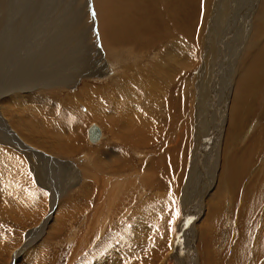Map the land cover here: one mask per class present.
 <instances>
[{"label":"rangeland","instance_id":"1","mask_svg":"<svg viewBox=\"0 0 264 264\" xmlns=\"http://www.w3.org/2000/svg\"><path fill=\"white\" fill-rule=\"evenodd\" d=\"M139 1L96 9V0H0V264H98L110 250L118 264H264V63H252L264 44L255 22L264 0H167L163 28L145 17L156 6L146 13ZM231 4L229 16L241 12L235 22L223 12ZM110 23L133 39L106 35ZM172 45L182 68L166 60ZM244 74L258 85L239 100ZM120 94L133 99L124 109L135 115L130 127L110 104ZM234 94L243 114L228 134ZM92 125L103 134L96 145L87 141ZM86 171L110 174L106 195L115 192L90 232L98 184ZM215 204L222 214L203 246Z\"/></svg>","mask_w":264,"mask_h":264},{"label":"bare ground","instance_id":"2","mask_svg":"<svg viewBox=\"0 0 264 264\" xmlns=\"http://www.w3.org/2000/svg\"><path fill=\"white\" fill-rule=\"evenodd\" d=\"M97 2L95 3L96 4V9L98 8L99 9V7H105V9H107L108 8V6H109V1H111V0H96ZM133 1V0H132ZM146 1V7H143V12H146V13H148V10L150 11L151 10V7H150V5L151 4H153L154 6H156V9H157V11H159V13H154L155 15L154 16H152L153 15V11H150L149 13H148V15L147 16H145L147 19H149V22H150V20L153 22V23H155V24H159L161 27L163 26H165L166 24H168V15L165 13V11H164V9H165V7H166V9L165 10H167L168 8L167 7H169L170 5H171V3L169 2H167V0H163V6H164V8L162 9L163 11H161V10H159L160 8H159V6H158V0H145ZM183 1H186V0H183ZM188 1V0H187ZM127 2V1H126ZM142 2V0L141 1H139V3H141ZM173 2V1H172ZM178 2V1H177ZM180 2V1H179ZM8 3H10V2H8ZM134 3V2H133ZM133 3H131V5L133 4ZM261 3V2H260ZM259 3V4H260ZM1 4V3H0ZM125 5V4H124ZM130 5V6H131ZM134 5V4H133ZM173 5V4H172ZM171 5V6H172ZM182 5H183V3H182ZM184 5H187V8L189 9V7H188V4H185L184 3ZM183 5V6H184ZM3 6V5H2ZM175 6V5H174ZM233 5L231 4V5H229V6H226L224 9H223V12H225V14L227 15L226 16V19H227V17H228V19H230V20H232V22H233V20H234V22L236 21V19H237V21L240 19V16H241V12L239 13V8H236L237 9V11H234L233 13H231V15L229 16V12H230V8L232 7ZM113 8H114V6H112ZM123 7V6H122ZM121 7V8H122ZM142 7V6H141ZM153 7V6H152ZM158 7V8H157ZM185 7V6H184ZM124 8V7H123ZM150 8V9H149ZM162 8V7H161ZM178 8H180V5H179V7ZM260 8V7H259ZM264 8V7H263ZM2 9V8H1ZM186 9V8H185ZM172 10V9H171ZM179 10V9H178ZM156 11V10H155ZM174 11V10H173ZM172 11V12H173ZM161 12V13H160ZM163 12V13H162ZM179 12V11H178ZM181 12V11H180ZM131 13V12H130ZM151 13V14H150ZM176 13V12H175ZM243 13H245V11L243 12ZM262 11L261 12H258V14H257V16H256V19H255V22H258V24L259 25H261V30L259 29V31L258 30H256V31H258V33L257 32H255V34H256V36L258 35V34H260V33H262V32H264V17L262 16ZM132 14V13H131ZM160 14H161V19H162V16L165 18L164 20L162 19V21L160 20ZM173 14V13H172ZM144 15V14H143ZM157 15V17H155ZM184 15V14H183ZM173 16V15H172ZM169 17H171V16H169ZM175 17V16H174ZM140 18V17H139ZM225 19V20H226ZM108 20V19H107ZM110 20V19H109ZM145 19L143 18V21H144ZM140 21H142V20H140ZM146 21V20H145ZM104 22H106V21H103V22H101V24L102 23H104ZM119 22H120V20H119ZM178 22V21H177ZM177 22L173 25L174 27H178V24H177ZM180 22V21H179ZM178 22V23H179ZM228 22H229V20H228ZM98 23H99V18H98ZM151 23V22H150ZM181 23V22H180ZM100 24V25H101ZM123 24V23H122ZM129 24H132V22H129ZM141 24V23H140ZM171 24V23H170ZM102 25H107V26H109V24L108 23H106V24H102ZM110 25H111V28H109V34H106V35H111V37H117V38H120V42H125V41H127V37L128 36H131L132 37V34H133V32H130V30L129 29H126V28H123L122 26L120 27L119 25H117V23H115V24H112V23H110ZM138 25V24H137ZM119 26V27H118ZM139 26V25H138ZM151 26V25H150ZM154 26V25H153ZM167 26V25H166ZM126 27V26H125ZM143 27H144V25H143ZM149 27V26H148ZM152 27V26H151ZM162 27V28H163ZM223 27V26H222ZM158 28V27H157ZM257 28V27H256ZM138 29V28H137ZM258 29V28H257ZM118 30L121 32L122 31V33L121 34H119V35H117V32H118ZM174 30V29H173ZM132 31V30H131ZM159 32H160V30H158ZM172 31V30H171ZM230 31V30H229ZM107 32V33H108ZM173 32V31H172ZM135 33V32H134ZM131 34V35H130ZM150 34H152V33H150ZM154 34V33H153ZM152 34V35H153ZM167 33H165V35H166ZM171 33H169V35H170ZM102 35V34H101ZM141 35V34H140ZM143 35V34H142ZM159 35V34H158ZM245 35V34H244ZM105 36V35H104ZM103 37V36H102ZM131 37H129V38H131ZM138 37V36H137ZM80 39V38H79ZM82 39V38H81ZM102 39V38H101ZM103 39H104V37H103ZM106 39V38H105ZM108 39H110V37L108 38ZM108 39H106V40H108ZM132 39H133V37H132ZM135 39V38H134ZM137 39H139L140 40V38L138 37ZM153 39V38H152ZM256 39V38H255ZM254 39V40H255ZM16 40V39H15ZM112 41L113 40H115V39H111ZM130 40V39H129ZM5 41V40H4ZM110 41V40H109ZM138 41V40H137ZM147 42V41H146ZM260 41H259V39L257 40V42L255 41V42H253L252 43V45L249 47V50H251L252 48L254 49L253 51V53H255V48L259 45L258 43H259ZM109 43H111V42H109ZM116 43V42H115ZM114 43V44H115ZM119 43V42H118ZM171 43V42H170ZM251 44V43H250ZM256 44V45H255ZM116 45V44H115ZM148 45V44H147ZM176 48H183L182 46H180V45H178V44H176L175 43V45H174ZM173 45H172V47H171V49L169 50V52H171L172 54L170 55V54H167V57H166V60H167V62L168 63H171V65L170 66H174L175 67V65H177L178 64V66H182V67H184L183 65H182V63H183V61H182V59L184 58V54L181 56V55H179V56H173V54H174V52H175V50L173 49V48H175ZM246 47V46H245ZM260 47V46H259ZM16 48V47H15ZM115 49V48H114ZM37 51V50H36ZM149 51V50H148ZM12 53V52H11ZM8 54V53H7ZM41 55V54H40ZM252 55V54H251ZM44 57V56H43ZM250 57V56H249ZM145 58V57H144ZM254 58V60H253V69H254V66L255 67H257L258 66V64H259V66L261 67V65H262V63H264V44L261 46V48H260V50L258 51V53H257V55L255 56V57H253ZM184 60V59H183ZM184 61H186V59L184 60ZM112 62V61H111ZM249 62H251V61H249ZM187 63V62H186ZM115 64V63H114ZM175 64V65H174ZM178 66H176V67H178ZM180 66V67H181ZM252 66V65H251ZM107 67V66H106ZM181 67V68H182ZM117 69V68H116ZM109 70V69H108ZM173 70V69H172ZM104 72H105V70H103ZM173 71H175V70H173ZM114 72V71H113ZM112 72V73H113ZM116 72V71H115ZM177 72V71H176ZM148 73H150V72H148ZM147 73V74H148ZM165 73V72H164ZM115 74V73H114ZM122 74V73H121ZM126 74V73H125ZM161 74H163V73H161ZM176 74V73H175ZM243 74V73H242ZM150 75H154L153 73H151ZM158 76H160V75H158ZM207 76V75H206ZM242 78H240V82L238 83V84H236L237 86H242V87H240V89L242 88V91H243V94H241V97H240V99L239 100H242V98H244V97H246V96H251V95H253L254 94V92H253V94H251V95H249V93H251V91H252V86H253V88L256 90V88H257V86L256 85H258V79H257V77H256V75L253 77V76H250V75H246V74H244V76H241ZM104 78V77H103ZM219 78V77H218ZM117 79V78H116ZM149 79V78H148ZM163 79V78H162ZM239 79V78H238ZM150 80V79H149ZM163 80H165V79H163ZM118 81V80H117ZM162 81V80H161ZM148 83V82H147ZM121 84V83H120ZM170 84V83H169ZM55 85V84H54ZM252 85V86H251ZM114 86V85H113ZM259 87V86H258ZM5 88V87H4ZM8 88V87H7ZM253 89V90H254ZM9 91H11V90H9ZM125 91V90H124ZM131 91V90H130ZM129 91V92H130ZM241 91V92H242ZM81 92V91H80ZM132 92V91H131ZM130 92V93H131ZM12 93V92H11ZM106 93V92H105ZM121 93V92H120ZM126 94L127 95H129L128 94V92H126ZM132 94V93H131ZM2 95V94H1ZM13 95V94H12ZM227 95H228V93H227ZM2 96H4V95H2ZM11 96V95H10ZM14 96V95H13ZM18 96V95H17ZM17 96H15V98L17 97ZM88 96V95H87ZM100 96V95H99ZM108 96V95H107ZM112 96V95H111ZM130 96V95H129ZM133 96V95H132ZM74 97V96H73ZM109 97V96H108ZM131 97V96H130ZM135 97H137V96H133V98H135ZM150 97V96H149ZM3 98V97H2ZM39 98V97H38ZM85 98V97H84ZM123 98L125 99V100H123ZM9 99V98H8ZM11 99V98H10ZM10 99H9V101H10ZM16 99H18V98H16ZM21 99V98H20ZM74 99V98H73ZM225 99H226V97H225ZM237 99V94H234V96H233V98H232V100H231V104H230V109H229V112H228V121H227V124H228V126H227V133L228 134H230L228 131H231V129L233 128V123H235L234 121H232V120H234V118L236 117V116H238V115H241V114H243V108H242V110L241 111H239L238 112V114H236V111H235V108L233 107V105H234V102H235V100ZM12 100V99H11ZM13 100H14V98H13ZM12 100V101H13ZM111 100H114V102H109L110 104H112L113 105V107H114V109L116 108V106H117V108H116V112H117V110H119L118 112L119 113H117V114H119L121 117H124V119L126 120V123H127V127H130V125L135 121V115L131 112V110L130 109H128V111H124V109H126L127 108V104H128V101H131V100H133V99H131V98H126L125 97V95H123V94H120V95H114V96H112L111 97V99H110V101ZM8 101V100H7ZM11 101V102H12ZM94 102V101H93ZM104 102V101H103ZM106 102V101H105ZM116 102V104H114ZM135 102V101H134ZM233 102V103H232ZM253 102V101H252ZM3 103V102H2ZM5 103V102H4ZM75 103V102H74ZM88 103V102H87ZM245 103V102H244ZM243 103V104H244ZM118 104V105H117ZM132 104V103H131ZM210 104V103H209ZM1 106V105H0ZM196 106V105H195ZM3 107V106H2ZM79 107V106H78ZM96 107V106H95ZM110 108L112 107V106H109ZM80 108H81V106H80ZM245 108V107H244ZM3 108H1L0 107V110L4 113V111L2 110ZM113 109V110H114ZM195 109V108H194ZM247 109V108H246ZM256 108H254V110H255ZM80 110V109H79ZM143 110V109H142ZM253 110V109H252ZM95 111V110H94ZM124 111V112H123ZM87 112V111H86ZM252 112V111H251ZM148 113V112H147ZM223 113V112H222ZM116 115V114H115ZM212 116H214V115H212ZM82 117V116H81ZM120 118V117H119ZM213 118V117H212ZM217 118V117H216ZM117 119H118V115H117ZM121 119V118H120ZM140 119V118H139ZM3 120H4V118H3ZM3 120H2V117H0V123L2 124L3 123ZM221 121V120H220ZM123 122V121H122ZM218 122V121H217ZM243 122V121H242ZM215 123V121H214V119H210V123H208L209 124V127L210 126H212L213 124ZM119 124V123H118ZM120 125V124H119ZM140 125H141V123H140ZM237 125H238V123H237ZM92 126H95V125H92ZM118 126V125H117ZM126 126V125H125ZM137 126V128L139 127L138 125H136ZM220 126V125H219ZM16 127H17V124H16ZM19 127V126H18ZM91 127V126H90ZM96 127V126H95ZM98 127V126H97ZM141 127V126H140ZM140 127H139V129H140ZM99 129H100V136H99V138L96 140V142H90L89 140H88V138H87V141L89 142V144H91V145H96V143L99 141V140H101V138H102V136H103V134H102V130H101V128L100 127H98ZM219 127H218V125H217V128L216 129H218ZM221 128H223V127H221ZM19 129V128H18ZM234 129V128H233ZM238 129V128H237ZM121 130V129H120ZM16 131V130H15ZM21 131H22V129H21ZM139 131V130H138ZM18 132V131H17ZM25 132V131H24ZM237 132V131H236ZM241 132V131H240ZM239 132V136H241V135H243V134H241ZM20 133V132H19ZM26 133V132H25ZM35 133V132H34ZM121 133L122 134H124V135H126L125 133H127V130H123V131H121ZM121 133H119V135L121 134ZM141 133V132H140ZM226 133V132H225ZM227 133H226V137L227 138H225V139H227L228 140V135H227ZM234 133V132H233ZM21 134V133H20ZM87 134H88V132H87ZM121 134V135H122ZM131 134V133H130ZM136 134V133H135ZM145 134V133H144ZM232 134V133H231ZM34 135V134H33ZM120 135V136H121ZM123 135V136H124ZM217 135V133L215 134V132L213 131V130H211L210 132L208 131V134H207V137L211 140L212 138H215V136ZM20 136V135H19ZM127 136V135H126ZM134 136V135H133ZM136 136V135H135ZM139 136H141V134H138L137 133V136H136V142H135V139H134V142L135 143H137V142H139ZM143 136V135H142ZM247 136V135H246ZM22 137V136H21ZM34 137V136H33ZM118 137V136H117ZM125 137V136H124ZM128 137V136H127ZM203 137V135H201V133H200V128L199 127H196V133H195V136H194V141H195V143L196 144H199L198 143V141H197V139H201ZM230 137H232V136H230ZM238 137V136H237ZM42 138V137H41ZM122 138V137H121ZM129 138V137H128ZM18 139V138H17ZM141 139V138H140ZM208 139V140H209ZM231 139H233V137L231 138ZM25 140V139H24ZM23 140V141H24ZM118 140V139H117ZM123 140H125V139H123ZM128 141H129V139H127ZM209 140V141H210ZM234 140H235V138H234ZM236 140H238V139H236ZM242 140V139H241ZM26 141V140H25ZM141 141V140H140ZM204 141V140H203ZM209 141H207V142H209ZM229 141V140H228ZM27 142V141H26ZM131 142V140L129 141V143ZM211 142V141H210ZM209 142V143H210ZM239 142V141H238ZM127 143V142H126ZM234 143H236V141L234 142ZM138 144V143H137ZM208 144V143H207ZM224 144H225V142H224ZM19 145H20V143H19ZM121 145V144H120ZM133 145H134V143H133ZM226 145H228V144H226ZM18 146V145H17ZM127 146V145H126ZM206 146V145H205ZM225 146V145H224ZM21 148H23V145H22V147ZM210 148V147H209ZM226 147H224V149H225ZM229 148V147H228ZM25 149H28V148H25ZM226 150V149H225ZM231 151V150H230ZM224 154H225V152H224ZM223 154V155H224ZM242 154V153H241ZM226 155V154H225ZM232 155V154H231ZM35 157V156H34ZM63 157V156H62ZM225 157V156H224ZM227 157V156H226ZM230 157V156H229ZM232 157V156H231ZM241 157V156H240ZM244 157H246V156H244ZM233 158H234V156H233ZM241 158H243V157H241ZM240 158V159H241ZM74 161V160H73ZM223 161V160H222ZM225 161V160H224ZM237 161V160H236ZM243 161H244V158H243ZM193 162H195V160H193ZM238 162H241L240 164H241V172H243L244 173V170L246 169V168H244V166H242L243 165V163H242V160H239V161H237V163ZM100 163V162H99ZM235 165H236V163H235ZM244 165H246L245 164V161H244ZM192 166H194V165H192ZM233 166V165H232ZM221 167V166H220ZM225 167V166H224ZM239 167V166H238ZM104 168V167H103ZM106 168V167H105ZM224 169V168H223ZM238 169V168H237ZM237 169H234V170H237ZM88 170V169H87ZM222 170V169H221ZM225 170V169H224ZM227 170V169H226ZM225 170V171H226ZM239 170V169H238ZM229 171V170H228ZM227 171V172H228ZM102 172V171H101ZM226 172V173H227ZM231 172V171H230ZM239 172V171H238ZM221 173V172H220ZM242 173V174H243ZM86 174H87V177L90 179V178H96V180L97 181H95L96 182V184H98V191H97V193H98V195H96L97 197H96V202H95V204H94V207H93V209H94V211L93 212H91L90 213V216H88V217H86L85 218V222H87V223H85V232H86V230H88V232H90V227H92L91 225H96L95 223V220L97 219V217L98 216H101L102 215V213H101V211L103 210V207H104V209H105V207H106V204H107V201L105 200V197L106 196H108L109 197V195L110 194H112L111 192H110V194L108 193V195H106V191L108 190V188H109V184H110V182H111V179H112V177L111 178H107V177H110L109 175L110 174H108L107 172H105L104 171V174H103V176H106V177H103V176H100L101 175V173H100V175L98 176V174L99 173H97V175L94 173V174H92V173H88V171H86ZM225 174V173H224ZM223 174V175H224ZM236 174V173H235ZM241 174V173H240ZM242 174H241V176L240 177H242ZM115 175V174H114ZM113 176V175H112ZM114 178V177H113ZM228 178H229V176H228ZM243 178V177H242ZM127 179V178H126ZM237 179H239V176H238V178ZM91 180V179H90ZM114 180V179H113ZM129 180V179H128ZM229 180H230V178H229ZM119 181V180H118ZM144 181V180H143ZM225 181V180H224ZM235 181V180H234ZM117 183V182H116ZM121 183H123V182H121ZM136 183V182H135ZM120 184V183H119ZM111 185V184H110ZM228 185H229V183H228ZM232 185H233V183H232ZM213 186V185H212ZM230 186V185H229ZM247 186V185H246ZM220 187V185L218 186V189H220V190H218L219 192L217 193L219 196H221V197H226L225 195H224V186H222L221 188H219ZM232 187V186H231ZM96 193V194H97ZM115 193V192H114ZM114 193L112 194V195H114ZM106 195V196H105ZM111 196V195H110ZM107 198V197H106ZM209 198V197H208ZM212 200V199H211ZM211 202V201H210ZM207 204V203H206ZM215 207H214V209H213V207H212V209H211V206L209 207H207V208H209L208 209V213H206L207 215H206V218H205V223L203 224V226H205L208 230L203 234V236H202V232H203V227H202V231H201V233H200V236H201V240H202V243H203V246H205L206 244V246H209L208 245V238L210 237V236H208L207 234H209L210 233V230H212V228L210 227L211 225H212V222H211V220H212V218H213V214H214V216H215V214L216 215H218V216H221V214H222V210H221V208H219V209H216L217 208V205L215 204L214 205ZM245 207V206H244ZM100 208H102V210L100 211ZM211 211H213L212 212V214H210L211 213ZM247 212L249 211V209H247L246 210ZM104 212H106V210L104 211ZM103 212V213H104ZM108 212V211H107ZM89 213V212H88ZM100 213V214H99ZM244 213V212H243ZM242 216H244V215H242ZM245 217V216H244ZM49 219V218H48ZM214 220V219H213ZM97 221H99V220H97ZM136 221V220H135ZM215 221H216V219H215ZM100 222V221H99ZM98 222V223H99ZM218 223V222H217ZM224 223V222H223ZM43 225V224H42ZM98 225V224H97ZM184 227V226H183ZM183 227H180V229H182ZM42 226H40V229H39V232L40 231H42ZM137 229V228H136ZM185 230V229H184ZM76 231V230H75ZM85 232H82V234L81 235H79L77 238H76V240L74 241V245H75V247H77V246H79L80 244H81V242H82V240L85 238V236L83 237V235H85ZM131 233V232H130ZM264 234V233H263ZM219 236V235H218ZM218 238V237H217ZM219 239V238H218ZM201 240H199V241H201ZM212 242V241H211ZM177 244V243H176ZM199 244V243H198ZM210 244V243H209ZM123 245H125V243H123ZM121 246V244H120V246H121V248L122 249H124L126 246ZM126 245H128V242H126ZM217 245V244H216ZM116 246V245H115ZM119 247V246H118ZM190 247V246H189ZM130 248H131V246H130ZM260 249V248H259ZM185 250V249H184ZM111 251V250H110ZM106 251L105 252V254L106 255H103L102 257H100V258H102L101 259V261L98 263V264H118V262H119V258H117V256L118 255H116V256H112V253L114 252V251ZM116 251V250H115ZM170 251V250H169ZM207 251V253H208V257H207V255H206V257L207 258H210L211 257V255L209 254V251L208 250H206ZM206 251H204V252H206ZM261 251V250H260ZM259 251V252H260ZM117 252V251H116ZM188 252V251H187ZM258 252V253H259ZM262 253H263V251H261ZM123 253V252H122ZM255 254H257V253H255ZM201 255V254H200ZM171 258V257H170ZM168 259H169V257H168ZM211 259V258H210ZM254 259V258H253ZM100 260V259H99ZM171 260V259H170ZM263 260H264V258H263ZM165 262V261H164ZM209 262V261H208ZM263 262V261H262ZM255 263V262H254ZM97 264V263H96ZM172 264V263H171Z\"/></svg>","mask_w":264,"mask_h":264},{"label":"water","instance_id":"3","mask_svg":"<svg viewBox=\"0 0 264 264\" xmlns=\"http://www.w3.org/2000/svg\"><path fill=\"white\" fill-rule=\"evenodd\" d=\"M100 136V129L96 126L89 127L87 138L90 142H96Z\"/></svg>","mask_w":264,"mask_h":264}]
</instances>
